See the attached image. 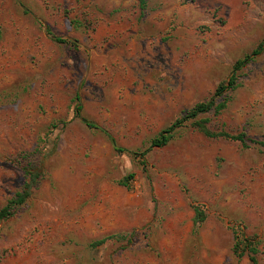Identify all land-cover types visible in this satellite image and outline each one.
Listing matches in <instances>:
<instances>
[{"label":"rangeland","instance_id":"1","mask_svg":"<svg viewBox=\"0 0 264 264\" xmlns=\"http://www.w3.org/2000/svg\"><path fill=\"white\" fill-rule=\"evenodd\" d=\"M263 38L264 0H0V264H264V53L214 96Z\"/></svg>","mask_w":264,"mask_h":264},{"label":"trees","instance_id":"2","mask_svg":"<svg viewBox=\"0 0 264 264\" xmlns=\"http://www.w3.org/2000/svg\"><path fill=\"white\" fill-rule=\"evenodd\" d=\"M138 3H139V6L141 8H143L145 6V0H138ZM56 42L68 43L67 40H63L60 38H57ZM262 52L264 53V38L256 46V48L253 51H251L249 54L245 55L242 59H239L234 63L229 80L226 82V84H221L216 88L214 96H219L222 93H224L226 90L232 88L234 86V83H235L236 73L239 70H241L242 68H244L248 63H250L253 60V57L257 56L258 54H260ZM216 107H218V105H216V101L214 98L209 99L206 102L196 104L183 117L177 118L167 128L163 129L159 133V135L151 141V146L152 147H163V146H165L167 144V142L169 141L170 134L173 130L181 127L186 121L193 119L199 115L206 114V113L212 111L213 109H215ZM80 110H81L80 105H77L75 107V113L78 114ZM82 121L85 123V125L88 128L97 129V127L94 124L88 122L87 120L82 119ZM198 128H199V131L203 135H205L206 137H221V138H226V139H230L233 141H238L242 144H244L246 141L245 140L246 136L244 133H239L236 135H231V134H228V133L222 132V131L218 132V133H213V132L209 131V129L205 126L204 123H199ZM258 144L264 148L263 143H258ZM25 174L28 177V182H26L24 184V187H22L20 192H17L12 197V199L8 202V204L5 207L0 209V221L6 219L8 217H11L13 215V213L15 212V210L19 206H21L29 197L30 189L32 187V184L35 181V176H37V174L35 175L31 171H25ZM129 178L131 179L132 175H130ZM123 183H126V182H123ZM196 215H197V218L200 221H202L203 214L199 210H196ZM106 240H107V238H103V239L97 241L94 245H101ZM243 241H244V244H242V248H240L241 242L236 241L234 243L233 253L237 257H241L247 252V254L249 255L250 261L253 264H255L256 260H255L254 255L257 253V249H256L255 244L253 242L249 241L248 239H244Z\"/></svg>","mask_w":264,"mask_h":264}]
</instances>
